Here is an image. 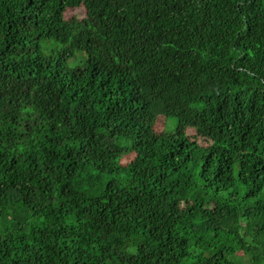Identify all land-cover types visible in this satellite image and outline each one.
Listing matches in <instances>:
<instances>
[{
	"label": "trees",
	"instance_id": "1",
	"mask_svg": "<svg viewBox=\"0 0 264 264\" xmlns=\"http://www.w3.org/2000/svg\"><path fill=\"white\" fill-rule=\"evenodd\" d=\"M0 264H264V0H0Z\"/></svg>",
	"mask_w": 264,
	"mask_h": 264
},
{
	"label": "rangeland",
	"instance_id": "2",
	"mask_svg": "<svg viewBox=\"0 0 264 264\" xmlns=\"http://www.w3.org/2000/svg\"><path fill=\"white\" fill-rule=\"evenodd\" d=\"M85 15V9L82 5H80L79 7H75V8H67L64 11V17L66 19H69L71 17H75L77 19L82 18ZM58 48V42L54 41V40H47L42 42L40 48L38 49L39 54L44 58L46 56H48L51 52L55 51ZM78 61V59H74V58H69L66 60L65 64L66 66H72L73 64H75ZM177 125L176 123V119L173 117H169L168 121L166 123V126L163 128L164 132H173L175 129V126ZM163 126V121L161 120H157L156 124H155V129L156 131L160 132ZM185 134L187 136H190L191 134H193V130L191 129H187L185 130ZM197 141L200 144H205V141H203L200 138H197ZM131 157V155L129 156H124L121 159L122 163H126L128 162L129 158ZM240 259L245 260L246 256L243 254H240Z\"/></svg>",
	"mask_w": 264,
	"mask_h": 264
}]
</instances>
